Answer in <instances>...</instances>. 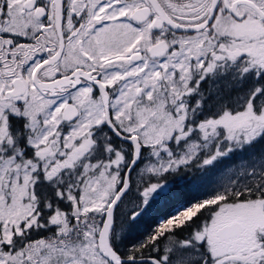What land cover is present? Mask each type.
Returning <instances> with one entry per match:
<instances>
[{
  "label": "snow or ice",
  "instance_id": "snow-or-ice-1",
  "mask_svg": "<svg viewBox=\"0 0 264 264\" xmlns=\"http://www.w3.org/2000/svg\"><path fill=\"white\" fill-rule=\"evenodd\" d=\"M0 264H264V0H0Z\"/></svg>",
  "mask_w": 264,
  "mask_h": 264
},
{
  "label": "trees",
  "instance_id": "trees-1",
  "mask_svg": "<svg viewBox=\"0 0 264 264\" xmlns=\"http://www.w3.org/2000/svg\"><path fill=\"white\" fill-rule=\"evenodd\" d=\"M165 211H167V209L164 206H160L157 210L156 213L157 214H163Z\"/></svg>",
  "mask_w": 264,
  "mask_h": 264
},
{
  "label": "rangeland",
  "instance_id": "rangeland-1",
  "mask_svg": "<svg viewBox=\"0 0 264 264\" xmlns=\"http://www.w3.org/2000/svg\"><path fill=\"white\" fill-rule=\"evenodd\" d=\"M239 158H240V157H239L238 155H237V156H234V157H232V161H233V162H237V161L239 160Z\"/></svg>",
  "mask_w": 264,
  "mask_h": 264
}]
</instances>
